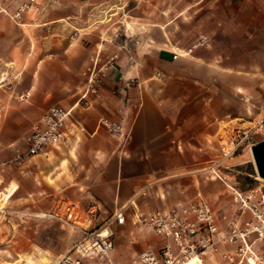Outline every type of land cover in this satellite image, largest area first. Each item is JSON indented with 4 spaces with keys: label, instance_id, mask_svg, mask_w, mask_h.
I'll use <instances>...</instances> for the list:
<instances>
[{
    "label": "crops",
    "instance_id": "1",
    "mask_svg": "<svg viewBox=\"0 0 264 264\" xmlns=\"http://www.w3.org/2000/svg\"><path fill=\"white\" fill-rule=\"evenodd\" d=\"M17 1L5 2L0 14V202L94 200L111 224L117 264L114 251L130 264L161 247L157 237H142L148 229L134 222L136 210L202 198L223 225L221 217L236 211L233 196L201 167L214 163L221 124L237 119L238 99L252 94L256 71L264 69V0H164L163 10L150 4L148 17L135 5L125 9L123 0H39L41 25L52 27L41 33L22 28L29 24L15 16L19 7L8 13ZM38 37L53 39L47 54ZM200 38L205 44L193 47ZM55 105L70 110L83 131L65 148L15 162L32 125ZM102 117L118 124L121 136L99 129ZM123 207L120 226L112 217ZM128 227L133 237L118 243L114 234ZM204 264L223 262L214 254Z\"/></svg>",
    "mask_w": 264,
    "mask_h": 264
},
{
    "label": "built area",
    "instance_id": "2",
    "mask_svg": "<svg viewBox=\"0 0 264 264\" xmlns=\"http://www.w3.org/2000/svg\"><path fill=\"white\" fill-rule=\"evenodd\" d=\"M11 1L13 0H0V12L7 13L3 5ZM24 7L27 5L17 9L16 17L24 11ZM203 44L204 39L200 38L193 47ZM3 80L0 79V82ZM129 84L131 81L127 83ZM70 120V110L50 107L32 125L25 138L26 150L18 153L14 161L47 155L51 149L67 147L76 140L75 133L83 131ZM98 128L114 139L121 136L120 126L107 118L99 119ZM252 136H261L264 139V112L251 129L235 131L227 142V151L222 149L223 156L233 155L243 147L250 149L254 145L250 142ZM209 172L221 180L214 168H210ZM231 194L237 208L234 214L221 217L223 225L202 198L152 213L136 210L133 215L134 222L153 232L162 244L158 252L144 250L130 264H185L192 259L204 264L206 258L214 254L220 256L223 264H264V251H257L253 245L254 241H264V195L261 194L252 204L250 200L255 197L252 191L244 195L231 189ZM129 205L136 207L134 201H130ZM123 211L124 207L117 210L112 217L114 223L120 226L125 223ZM245 211L250 217L242 220ZM101 214V208L95 203L83 207L78 202L63 201L39 215L57 223L61 228L81 235V239L72 249L60 255L54 264H117L111 258V224L98 223Z\"/></svg>",
    "mask_w": 264,
    "mask_h": 264
},
{
    "label": "rangeland",
    "instance_id": "3",
    "mask_svg": "<svg viewBox=\"0 0 264 264\" xmlns=\"http://www.w3.org/2000/svg\"><path fill=\"white\" fill-rule=\"evenodd\" d=\"M39 0H18L17 5L13 6V9L9 10L8 13L11 15L14 13V8L20 7L19 5H27L24 7L22 12L23 17L27 19V26L22 28H30L38 31L52 29L51 25L44 27L42 26L43 20V9L40 6ZM124 8L129 9L132 6H137L138 14L148 17L155 8L151 3H159L161 9H164V0H123ZM177 3H181L180 0H176ZM197 0H187V2H196ZM21 5V6H22ZM3 15V12L0 13ZM163 14L157 11V16ZM128 22L130 18L126 17ZM20 21L16 19V23ZM144 24V23H142ZM129 27L128 24H126ZM68 27V26H67ZM143 25L140 26L143 30ZM5 29V27H2ZM52 38L42 39L37 38V45L45 47V54L50 50ZM95 55L92 54L90 57ZM104 70H102L99 76L102 77ZM90 74V72H89ZM257 83L252 86V94L245 97L241 95V99H238V115L237 119L231 122L230 125L221 124L222 130L220 132L221 143L220 148L214 154V163L207 164L202 168L201 174L204 177H214L209 172L210 168H214L216 174L223 179L227 184L228 190L234 189L244 195H247L251 191L255 193V197L250 200L253 204L255 203L261 194L264 195V181L259 179L255 166L253 163L252 155L248 148L243 147L238 149L233 155L223 156L222 149L227 151V142L234 135L235 131L241 129H251L256 122L261 118L264 112V69L256 71ZM129 83V81H128ZM239 98V97H238ZM56 107H61L55 105ZM53 107V106H52ZM231 126V134H228L225 130ZM264 141L261 136H252L250 142L254 145ZM66 158V157H65ZM70 167L62 165V172L68 173ZM215 178V177H214ZM35 202H34V201ZM89 200V199H88ZM63 201H74L78 202L81 206H86L81 199L76 198H63L53 199L52 197L44 196V199L38 201L35 197L31 198L29 202L16 201L11 198L9 201L0 203V264H54L55 260L60 256L72 249V247L81 239V235L69 231L66 228H61L57 223L50 220L41 218L39 215L51 210L54 206ZM90 201V200H89ZM94 203V200H91ZM96 204V203H95ZM2 205V206H1ZM28 205H38L40 211H35L33 208L27 209ZM37 207V209H38ZM237 207V206H236ZM249 213L245 211L242 215V220L249 218ZM102 214L98 223L104 222ZM106 222V221H105ZM134 228V226H133ZM132 227L124 229L122 235L119 233L114 234L117 237L118 243L123 244L126 242V238L131 239ZM142 237L151 236L156 237L151 231H142L140 233ZM254 248L257 251H264V241H254ZM115 261H120V264H127L130 257L124 256L121 251H114ZM27 257V259H26ZM41 259H45L44 263H41ZM195 264H203L197 262Z\"/></svg>",
    "mask_w": 264,
    "mask_h": 264
},
{
    "label": "water",
    "instance_id": "4",
    "mask_svg": "<svg viewBox=\"0 0 264 264\" xmlns=\"http://www.w3.org/2000/svg\"><path fill=\"white\" fill-rule=\"evenodd\" d=\"M251 154L255 171L258 177L264 181V141L253 145L251 147Z\"/></svg>",
    "mask_w": 264,
    "mask_h": 264
},
{
    "label": "bare ground",
    "instance_id": "5",
    "mask_svg": "<svg viewBox=\"0 0 264 264\" xmlns=\"http://www.w3.org/2000/svg\"><path fill=\"white\" fill-rule=\"evenodd\" d=\"M249 151H250V153H251V148L249 149ZM252 155V154H251ZM260 179V178H259ZM261 180V179H260ZM199 260H197V259H192L191 261H189V262H187V263H185V264H195V263H197ZM45 262V259H41V263H44ZM8 264H10V263H8ZM25 264H28V263H25Z\"/></svg>",
    "mask_w": 264,
    "mask_h": 264
}]
</instances>
